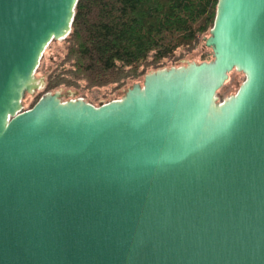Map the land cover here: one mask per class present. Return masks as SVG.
<instances>
[{
  "label": "water",
  "instance_id": "95a60500",
  "mask_svg": "<svg viewBox=\"0 0 264 264\" xmlns=\"http://www.w3.org/2000/svg\"><path fill=\"white\" fill-rule=\"evenodd\" d=\"M76 1L0 0V264H264V0H218L210 61L23 110Z\"/></svg>",
  "mask_w": 264,
  "mask_h": 264
},
{
  "label": "trees",
  "instance_id": "16d2710c",
  "mask_svg": "<svg viewBox=\"0 0 264 264\" xmlns=\"http://www.w3.org/2000/svg\"><path fill=\"white\" fill-rule=\"evenodd\" d=\"M217 4L218 0H77L70 31L62 39L65 58L28 109L59 86L84 82L87 88L120 87L148 67H162V61L172 59L179 49L192 50L209 34Z\"/></svg>",
  "mask_w": 264,
  "mask_h": 264
},
{
  "label": "rangeland",
  "instance_id": "374dc122",
  "mask_svg": "<svg viewBox=\"0 0 264 264\" xmlns=\"http://www.w3.org/2000/svg\"><path fill=\"white\" fill-rule=\"evenodd\" d=\"M209 34H204L192 50L179 49L172 59H165L162 61L163 66L160 68L148 67L144 70V74L138 75L134 79H127L125 84L117 87V85H107L99 88H87L84 82H80L79 86H59L52 89L47 93H58L59 99L61 101H68L72 99H82L84 102L90 103L94 106H98L102 103H107L110 101H115L121 99L127 88H129L134 83L142 84L144 75L160 70L167 69L171 67H181L187 66L188 64L195 62L200 63L202 61L212 60V51L204 46L203 38L207 37ZM66 48L62 40L53 41L49 45L44 53L42 60L39 63L38 69L34 74V82L37 87L30 92H26L21 101V107L23 110L28 109L33 98L44 91L45 84L51 73H53L58 66L61 65L63 59L66 55ZM143 68H140L142 70ZM245 80V75L237 70H233L228 74V78L225 84L218 90L216 94V102L220 104L224 100L233 96L240 85Z\"/></svg>",
  "mask_w": 264,
  "mask_h": 264
},
{
  "label": "bare ground",
  "instance_id": "6f19581e",
  "mask_svg": "<svg viewBox=\"0 0 264 264\" xmlns=\"http://www.w3.org/2000/svg\"><path fill=\"white\" fill-rule=\"evenodd\" d=\"M32 85L34 86V88L37 87V84L34 82V80H32ZM33 90V89H32Z\"/></svg>",
  "mask_w": 264,
  "mask_h": 264
}]
</instances>
